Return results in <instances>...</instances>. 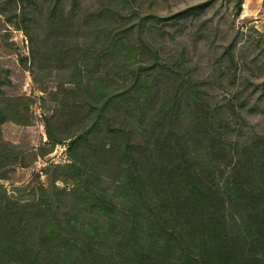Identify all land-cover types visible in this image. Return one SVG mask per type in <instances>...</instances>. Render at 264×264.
I'll return each instance as SVG.
<instances>
[{"label":"trees","instance_id":"16d2710c","mask_svg":"<svg viewBox=\"0 0 264 264\" xmlns=\"http://www.w3.org/2000/svg\"><path fill=\"white\" fill-rule=\"evenodd\" d=\"M204 9L150 13L126 40L102 39L95 68L78 60L70 88L78 98L68 103L78 128L64 166L72 185L32 199L0 190V264H264V135L230 140L212 119L188 48L163 55L152 35ZM185 24L172 34L177 43ZM237 38L222 53L232 64ZM116 55L127 71L113 77L107 56ZM9 119L29 122L10 98L0 101V131ZM46 121L50 137L66 139ZM22 160L0 139L2 177Z\"/></svg>","mask_w":264,"mask_h":264},{"label":"rangeland","instance_id":"374dc122","mask_svg":"<svg viewBox=\"0 0 264 264\" xmlns=\"http://www.w3.org/2000/svg\"><path fill=\"white\" fill-rule=\"evenodd\" d=\"M194 4H205V9L184 23L178 36L182 42L172 34L184 24H175L152 34L157 45L169 56L188 48L193 77L206 81L202 87L212 119L223 124L230 140L264 135V0H243L240 12L237 0H0V101L20 103L29 117L27 123L9 119L1 125L0 139L23 160L9 165L5 177L0 175V190L32 199L44 192L54 197L59 189L71 187L64 166L72 161L73 138L68 135L78 128V115L68 105L78 98L70 91L78 60L95 68L102 39L126 40V29L150 13L169 15ZM53 14L58 18L54 23ZM67 19L72 26L66 31L62 22ZM237 34L232 64L222 53ZM118 56H107L106 71L113 77L127 71ZM47 117L56 135L66 137L62 142L50 137Z\"/></svg>","mask_w":264,"mask_h":264}]
</instances>
